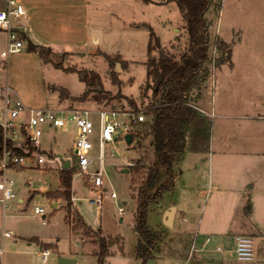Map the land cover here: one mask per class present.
Instances as JSON below:
<instances>
[{
  "label": "rangeland",
  "instance_id": "374dc122",
  "mask_svg": "<svg viewBox=\"0 0 264 264\" xmlns=\"http://www.w3.org/2000/svg\"><path fill=\"white\" fill-rule=\"evenodd\" d=\"M3 2L0 0V7ZM35 7L41 19L37 44L53 49L50 57L54 62L99 73L102 84L97 80L88 83L77 71H67L45 62L38 50L29 49L27 41L21 51L10 54L6 67L0 66V82L9 83L13 97L27 107H58L65 99L60 96V88L64 87L74 96H81L91 89L86 99L73 104L91 110L95 120L101 110L116 111L120 117L125 112L142 110L146 113L154 102V94L146 86L145 61L150 32L146 28L137 30L129 22L150 24L162 47L177 58L189 47L186 21L173 1L39 0ZM87 19L91 24H86ZM207 20L210 57L189 95L193 101L203 93L198 105L209 112L204 135L198 140L200 147L205 146V159H199L201 164L197 165L198 161L189 153L188 147L185 148L184 155L174 164L176 188L164 193L161 206L150 203L147 222L154 229L164 228L163 211L174 204L179 210L187 211L191 222L201 217L204 221L217 220L223 225L227 213L240 196L239 218L246 223L252 220L262 233L252 236L255 259L238 262L264 264V132L259 131L256 122L260 121L261 125L264 120L250 118L264 114V0H214ZM96 39L100 40L99 44ZM6 49L7 35L0 31V58ZM99 49L112 56L121 53L126 62L115 58L111 65ZM230 49L232 57L228 59ZM153 54L157 55L158 49ZM118 93L133 98L135 104ZM75 98L69 97L71 102L77 100ZM128 129V133L134 135L131 142L127 141L126 133L104 144L103 157L97 156L98 145L93 150L96 158L88 172L102 170V192L93 187L89 175L75 169L71 198L56 196L61 197L58 207L37 190L58 188L59 166L43 170V165L41 168H37V164L30 166L35 162L30 160L26 166L8 167L0 172V181L4 177L14 180L16 192V197L8 200L9 207L4 209L0 204V230L12 233L11 236L0 233V248H4L0 264H42L40 255L38 261L32 259L39 248L36 239L51 244L46 264H59L60 256H72L77 259L74 264H98L99 237H89L82 229L72 232V220L82 218L103 234L122 238V250L119 245H113L105 264H141L137 250L138 201L133 197L132 188L135 190L134 186L140 182L144 171L136 174L132 165L137 161L145 165L154 163L157 155L152 136L147 135L142 126L131 123ZM75 135L74 127L65 129L45 125L42 149L38 151L48 159L45 164H52L50 153L52 156L56 151L72 158L75 163L77 157L72 152ZM38 152H34L33 160L37 159ZM195 177L199 184L193 190L190 186L197 183ZM113 191L116 197L111 196ZM100 192L103 204H91L89 199ZM52 193L61 195L58 190ZM19 197L23 198L22 202ZM190 201L192 205H188ZM35 205L43 206L46 213H34ZM249 206L252 208L248 209ZM186 224L179 211L176 227ZM166 231H163L164 241L169 240ZM174 233L172 238H177V232ZM190 242L188 239L186 245Z\"/></svg>",
  "mask_w": 264,
  "mask_h": 264
},
{
  "label": "trees",
  "instance_id": "16d2710c",
  "mask_svg": "<svg viewBox=\"0 0 264 264\" xmlns=\"http://www.w3.org/2000/svg\"><path fill=\"white\" fill-rule=\"evenodd\" d=\"M143 1L154 3L175 2L186 21V31L189 39L188 50L180 58H177L168 49L162 47L159 37L150 24L137 23L138 27H145L150 32L148 58L145 61L147 66L146 86L152 90L154 102L146 111L145 120H132V124L142 126L145 133L152 136V143L157 155L154 163L145 165L137 161L132 165L136 174L144 171L140 182L135 186L133 185L135 190L132 188L134 194L132 195L138 201L136 229L139 234V243L137 250L139 257L142 259V264H146L148 259L156 258V253L159 251L160 243L164 238L163 231L152 229L148 224V207L152 202H160L165 192L173 191L176 188L177 172L174 164L185 151L189 130L193 129L192 135L197 140H200V137L204 135L207 117L190 105L192 102L189 95L210 57L207 14L214 0ZM222 43L225 44L224 41ZM28 47L30 50H38L45 62L53 63L56 67L67 71H77L81 74V78L88 83L97 80L99 84H102L100 74L95 71L88 72L71 66L66 67L62 62H54L50 57L53 52L51 47L36 45L31 41H29ZM156 49H158V54L154 55L153 51ZM104 55L111 65L114 63L115 58L121 60V62H126L121 59L120 54L112 56L109 53H104ZM231 57L232 49L229 51L228 59ZM116 80L115 75L114 81ZM90 93L91 89H88L75 99H86ZM118 95L129 99L131 103L135 104L133 98L122 93H118ZM60 96L69 98L71 93L63 87L60 88ZM5 146L20 154H32L39 151V147L30 139L25 140L21 145H16L10 139L6 140L4 130L0 126V154H2ZM74 173L75 168L73 166L62 168L60 171V189L58 190L61 195L48 192L49 196L63 195L70 200ZM73 229H82L88 236L96 235L99 237V248L96 252L98 264H105L106 258L112 254L111 247L113 245H119L120 250H122L123 241L120 236L103 234L100 229H94L83 219L74 221ZM36 240L43 248L51 247L48 242Z\"/></svg>",
  "mask_w": 264,
  "mask_h": 264
},
{
  "label": "built area",
  "instance_id": "2783aa9c",
  "mask_svg": "<svg viewBox=\"0 0 264 264\" xmlns=\"http://www.w3.org/2000/svg\"><path fill=\"white\" fill-rule=\"evenodd\" d=\"M0 31H4L7 35V49L1 52L0 58V66L6 67L10 54L21 51L25 43L29 41L30 25L23 0H4V6L0 7ZM0 103L2 105L0 107V126L4 130L5 139L14 141L16 145H21L23 141L30 139L37 147H40L45 125L65 129L74 127L76 135L72 152L77 160L74 163L73 159L69 158L70 163L78 173L89 175L90 182L98 190H102V170L98 169L94 173L88 172L96 158L93 155L95 146L98 145L100 148L97 156L103 157V146L106 142L128 133L132 120L143 121L146 117L145 111L142 110L125 112L123 117H120L116 111L101 110L98 119L95 120L91 110L76 105L31 108L24 105L20 99L13 97V89L9 83L0 84ZM190 105L203 114H209L194 103H190ZM33 157L34 152L20 154L5 146L0 154V172H4L8 167L26 166V163ZM36 157L39 163L45 161L44 155ZM101 192L98 196L90 198L89 202L101 206L103 204ZM111 196L116 197L117 194L113 191ZM14 197H16L14 180L4 177L0 181V204L6 209L9 207L8 200ZM34 213L45 214L46 211L43 206L35 205ZM2 235L11 236L12 233L5 230L2 231ZM209 240L210 237L207 238V241ZM235 253L236 258L240 261L254 260V238L246 234L236 235ZM3 254L4 248H0V257ZM40 255L42 264H46L50 257V249H42Z\"/></svg>",
  "mask_w": 264,
  "mask_h": 264
},
{
  "label": "crops",
  "instance_id": "0c3cea01",
  "mask_svg": "<svg viewBox=\"0 0 264 264\" xmlns=\"http://www.w3.org/2000/svg\"><path fill=\"white\" fill-rule=\"evenodd\" d=\"M35 2H37V4H35ZM38 2L39 0H23V3L26 5L25 7L28 13V23L30 25L29 41H31L32 43L36 45H39L37 44V28L40 26V22H41V19L38 16L39 13L37 11V8L35 7V5H38ZM28 3H30L31 5L28 6ZM2 6H4V2L2 3ZM85 21H86V24H91L90 22L91 20L87 19ZM137 23H143V21L141 22L130 21L129 25L132 27H135L137 30L139 29L141 30L142 28L143 29L145 28V27H138ZM96 43L99 44L100 40L96 39ZM46 47H50V46H46ZM99 52L107 53V52H102L100 49H99ZM118 54H120L121 59L124 60L121 53H118ZM0 84H3V83L0 82ZM71 96L77 97L72 94ZM202 96H203V93H201L200 97L194 98V100L191 102L198 105V102L202 100ZM78 100L79 99L71 102L69 98H65L64 100H61L62 104L59 105L58 107L67 106V105L78 106L77 104H73L77 102ZM201 114L206 117L208 115V114H203V113ZM211 114H212L211 116H214L213 112H211ZM250 118H253L255 120H260V119L264 120V114L253 115V116H250ZM256 122H258L257 128H259V131L264 132V121L261 122V125H259L260 121H256ZM192 132H193V129L191 128L188 132L186 148L188 147L189 153H191L192 156H194L195 160L198 161L197 165H200L201 162H199V159H205V156H204L205 146L200 147V145L198 144L199 141L195 137H193ZM39 149H42V142H41ZM184 152L182 156L184 155ZM38 155H44V154L43 152H41ZM54 155L52 154L51 156V153H50V160L52 161L51 162L52 164H45L48 159L44 155L45 157L44 162L39 163L38 160H33L34 159L33 157L32 161H35L36 163L34 162V164L30 166H34L37 164V168H41L43 165L45 167V169L43 170H47V169L53 170V169H56L58 166L60 167V169H62V168H65L64 166L66 162L69 161V167H72L70 163V159L68 157L63 156V154L60 151H56ZM197 180H199V176L197 177ZM197 180L195 177L194 181H197ZM197 184H199V181H197V183H194V185L190 186V188L194 190L195 187L196 188L198 187ZM57 187L58 188L54 190L42 187L41 189L37 190V192H41L44 195H46L51 200V204L54 207H58L59 205H61L60 203L61 197H56L54 195L49 196L48 192H52V191H56L60 189V175L58 176ZM239 194H241V192ZM18 200L22 202L23 198L19 197ZM191 200L194 201L193 198ZM239 201H240V196H239V199H237V201L235 202V204H233V207L230 208V211L227 213V217L225 221H223V225H220L217 220L216 221H212V220L204 221L201 217L198 219V221L191 222L187 217L186 210L184 209L179 210L178 206L174 204H170L167 207H165L163 211L164 228L155 229V230H161V231L167 230L166 232H168L169 240L164 241V238H163L162 240L163 242L160 243V249L156 253V258H155L157 261V264H240L238 262V259L236 258V253H235L236 235L246 234V235L253 236V235H256V233L258 232L260 233L262 230H260V228L256 226V224L253 223L252 220H251L252 223L251 222L246 223L247 222L246 220L244 221V219L239 218L238 213L242 207V202L239 203ZM157 204L161 206V201L158 202ZM188 205H192L191 201L188 203ZM171 208H174V209L172 211L171 217H169L167 215V212L171 210ZM249 208H252V206L251 207L249 206L248 209ZM236 209H238L236 214H233ZM179 211L181 212L182 219L186 221L187 224L184 226L181 225L179 228H177L176 219H177V215ZM168 219L170 222L169 224H168ZM73 222L74 221L72 220V232L80 231V229L78 230L73 229ZM174 232H177V235H178L177 238L176 237L172 238V236H174L175 234ZM0 233L2 234L1 230H0ZM89 237H95V236H89ZM208 237H210L209 241H207ZM188 239L191 240V242L189 245H186ZM15 241H17V239H15ZM37 247H39L37 250V254L33 253L32 255L33 261H38V255H40V251L44 249L43 247L40 246L39 243ZM66 257L73 258L72 256H66ZM76 262H77V259H76ZM141 264H142V259H141Z\"/></svg>",
  "mask_w": 264,
  "mask_h": 264
},
{
  "label": "water",
  "instance_id": "95a60500",
  "mask_svg": "<svg viewBox=\"0 0 264 264\" xmlns=\"http://www.w3.org/2000/svg\"><path fill=\"white\" fill-rule=\"evenodd\" d=\"M132 138L133 137H132L131 133H127L126 134V139H127L128 142H131L132 141ZM64 167L65 168L69 167V161L66 162V164H65ZM126 170L127 169H124V171H126ZM173 209L174 208H171V210H169L167 212V215L169 217H171ZM169 223L170 222H169V219H168V224ZM58 262H59V264H74V263H76V259L70 258V257H66V256H60L59 259H58ZM146 264H157V261H156L155 258H150V259L147 260Z\"/></svg>",
  "mask_w": 264,
  "mask_h": 264
}]
</instances>
